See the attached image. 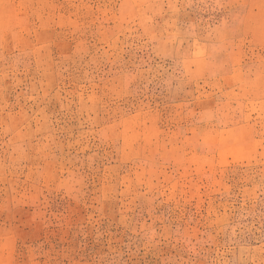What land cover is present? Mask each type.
Masks as SVG:
<instances>
[{
	"label": "rangeland",
	"instance_id": "obj_1",
	"mask_svg": "<svg viewBox=\"0 0 264 264\" xmlns=\"http://www.w3.org/2000/svg\"><path fill=\"white\" fill-rule=\"evenodd\" d=\"M0 264H264V0H0Z\"/></svg>",
	"mask_w": 264,
	"mask_h": 264
}]
</instances>
